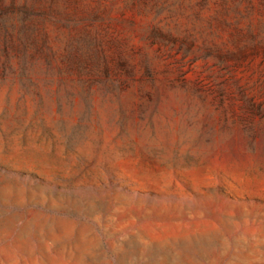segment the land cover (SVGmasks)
I'll return each instance as SVG.
<instances>
[{"label": "rangeland", "instance_id": "rangeland-1", "mask_svg": "<svg viewBox=\"0 0 264 264\" xmlns=\"http://www.w3.org/2000/svg\"><path fill=\"white\" fill-rule=\"evenodd\" d=\"M0 9V264H264V0Z\"/></svg>", "mask_w": 264, "mask_h": 264}, {"label": "trees", "instance_id": "trees-1", "mask_svg": "<svg viewBox=\"0 0 264 264\" xmlns=\"http://www.w3.org/2000/svg\"><path fill=\"white\" fill-rule=\"evenodd\" d=\"M12 9H0V53L4 60L1 63L3 70L11 69L10 58L18 56L32 44L33 25L30 20L32 12L24 9L20 18L12 16Z\"/></svg>", "mask_w": 264, "mask_h": 264}]
</instances>
